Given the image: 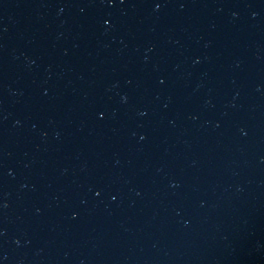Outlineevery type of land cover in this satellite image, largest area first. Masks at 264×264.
Instances as JSON below:
<instances>
[{"label":"water","instance_id":"95a60500","mask_svg":"<svg viewBox=\"0 0 264 264\" xmlns=\"http://www.w3.org/2000/svg\"><path fill=\"white\" fill-rule=\"evenodd\" d=\"M0 264H264V0H0Z\"/></svg>","mask_w":264,"mask_h":264}]
</instances>
